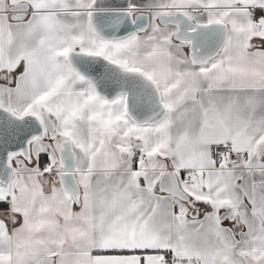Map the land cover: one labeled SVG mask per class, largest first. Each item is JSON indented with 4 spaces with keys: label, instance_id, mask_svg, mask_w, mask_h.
Segmentation results:
<instances>
[{
    "label": "snow or ice",
    "instance_id": "obj_1",
    "mask_svg": "<svg viewBox=\"0 0 264 264\" xmlns=\"http://www.w3.org/2000/svg\"><path fill=\"white\" fill-rule=\"evenodd\" d=\"M0 264H264V0H0Z\"/></svg>",
    "mask_w": 264,
    "mask_h": 264
}]
</instances>
